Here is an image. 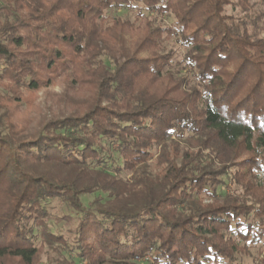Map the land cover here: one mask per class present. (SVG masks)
<instances>
[{
    "label": "trees",
    "instance_id": "16d2710c",
    "mask_svg": "<svg viewBox=\"0 0 264 264\" xmlns=\"http://www.w3.org/2000/svg\"><path fill=\"white\" fill-rule=\"evenodd\" d=\"M0 86V264H236L264 244V0H0Z\"/></svg>",
    "mask_w": 264,
    "mask_h": 264
},
{
    "label": "rangeland",
    "instance_id": "374dc122",
    "mask_svg": "<svg viewBox=\"0 0 264 264\" xmlns=\"http://www.w3.org/2000/svg\"><path fill=\"white\" fill-rule=\"evenodd\" d=\"M109 16L114 18L117 16H125L127 18H129L132 22H135L136 24H142L145 25L146 21L151 18L150 16V11H144L143 17H138L136 15V13H133L131 11H129L128 9H124V8H113L109 11ZM173 21L172 17L170 16H156L154 18V25H169L171 24ZM174 41L170 40L166 42V47L169 49L171 47H174ZM179 44L175 43V47H178ZM180 50V48H179ZM0 92H3L2 87L0 86ZM53 92H61V88L60 86H56L53 89ZM46 94L40 93L37 98H35L37 103H40L44 100V96ZM35 104V101H34ZM42 104V103H41ZM44 111L45 113H48L49 109L47 107L44 106ZM122 177L124 179L128 178V175H126L125 173L122 175ZM237 187L232 183L229 182L227 186L223 187L220 191L221 194H226V193H232L233 190H235ZM98 196H104L100 193H97L95 195H89L84 197V204L86 206H90L92 205L94 199ZM51 211L53 215H56L58 218H60L63 215H67L69 214V210L65 207L64 204H62L61 202L58 201H51L50 203ZM61 219V218H60ZM50 225V229L52 232L56 233V234H60L63 235L64 237H66L67 239L71 238V233L70 230H73V228L75 227V224H69L67 222V220L61 219L60 221H57L56 219H52L49 223ZM264 255V244H260L255 248H251L250 249V255H239L238 256V261L236 262V264H259V259ZM53 256H58V255H54ZM60 258H66L70 261L75 262L76 264H85V263H81V261L78 258V254L76 252V250L74 249H69V248H62V252H61V256ZM44 259V263L46 264V258L43 257Z\"/></svg>",
    "mask_w": 264,
    "mask_h": 264
}]
</instances>
